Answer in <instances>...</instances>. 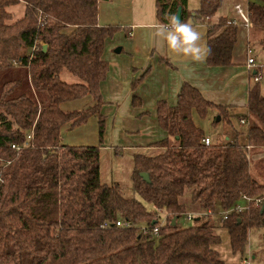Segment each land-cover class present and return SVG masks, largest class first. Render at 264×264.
I'll return each instance as SVG.
<instances>
[{"label":"trees","instance_id":"obj_1","mask_svg":"<svg viewBox=\"0 0 264 264\" xmlns=\"http://www.w3.org/2000/svg\"><path fill=\"white\" fill-rule=\"evenodd\" d=\"M100 1L107 0H0V73L25 69L0 85V264H225L214 247L221 242L218 227L243 259L249 228L262 229L264 244V212L254 203L264 198V180L252 174L250 157L264 147L262 78L248 88L246 129L233 127L232 138L222 142L206 145L192 113L205 117L216 109L230 123L228 108L205 99L195 86L183 82L174 104L157 101V124L167 136L152 145L159 152L133 153L128 195L119 183L101 181L99 145L62 142L65 127L91 117L99 142L105 131L100 83L108 62L102 54L120 27L98 24ZM221 3L198 0L189 10L188 0H154L155 17L168 23L180 7L181 22L198 21ZM17 4L23 11L13 19L8 9ZM247 9L250 24L263 31L264 49V6L251 2ZM236 31L226 18L209 27V66L231 63ZM62 71L78 81L63 80ZM83 98L92 104L62 108ZM186 190L188 202L182 200ZM242 196L251 199L248 208L229 212L221 224L211 217L177 224L186 212L219 215ZM163 212L158 236L141 235L139 228L155 225ZM117 220L131 226L117 227ZM242 259L239 264H247Z\"/></svg>","mask_w":264,"mask_h":264},{"label":"crops","instance_id":"obj_2","mask_svg":"<svg viewBox=\"0 0 264 264\" xmlns=\"http://www.w3.org/2000/svg\"><path fill=\"white\" fill-rule=\"evenodd\" d=\"M251 2L257 3L255 0H222L221 6L214 15L198 21H188L201 33L200 43L203 46L207 43L209 27L217 23L220 18H226L237 26L231 63L228 66H209L205 59L202 62H193L188 57L162 47L154 39V30L151 25L158 23L155 17L154 0L100 1L98 24L116 25L120 28L105 42L102 58L108 62V71L105 79L100 83L103 101L101 112L105 116L103 140L108 142L107 140L110 139L115 146L102 143L99 148L113 149L116 154H118L116 147L121 148L119 153L130 152L131 166L133 153L159 152L161 149L152 145L165 138L167 134L157 124L156 103L159 100H165L169 104H174L183 82L195 86L204 98L213 104L228 108V113L231 115L230 123L228 119L224 121L227 126L231 124L229 125L231 135L227 134L225 140L232 138V128H235L231 118L236 117L246 129L247 124L244 121L249 122L246 103L248 88L253 82L251 75L255 71H260L259 68L263 74L261 66L251 67L247 64L249 57L254 59L247 50L251 49V53L253 52L251 40L254 38L259 43L263 31L253 27L250 21L246 26L236 6L247 14L248 4ZM187 7L189 10H195L198 7V0H188ZM118 47L120 51L116 52L115 49ZM138 79L139 81L134 84ZM90 104H92L91 98H83L64 103L62 108L73 110ZM214 114H217L216 109ZM108 124H110L109 127H107ZM64 129L70 130L67 127ZM62 142L65 143L64 140ZM210 142L213 141L210 140ZM250 154L255 171L263 177L264 147ZM245 253H247V244ZM251 258L254 256L252 255ZM242 261L249 264L247 257Z\"/></svg>","mask_w":264,"mask_h":264},{"label":"rangeland","instance_id":"obj_3","mask_svg":"<svg viewBox=\"0 0 264 264\" xmlns=\"http://www.w3.org/2000/svg\"><path fill=\"white\" fill-rule=\"evenodd\" d=\"M254 1V0H252ZM255 2L264 5V0H255ZM13 16V19H16L20 17L22 11H23V5L22 4H17L14 6L9 7L8 9ZM251 48L253 52L250 54L251 56L254 57V65L256 66H261L263 68V71L261 74L262 79H261V86H264V50L261 48L259 45L258 41L256 39L251 40ZM261 71V68H259ZM25 69L18 68L15 70L14 68L9 69L6 72L0 73V85L3 81V79L7 78L10 75H13L14 73H24ZM261 73V72H260ZM61 78L67 82H77L78 79L67 73L66 71L61 72ZM80 103L82 101H79ZM81 109V108H80ZM215 109H209L206 113L205 117H199L194 111L192 113L193 120L195 123L201 127L203 130L205 136L209 137L211 141L214 142H222L225 140V136L228 134L231 135V127L222 119L217 121V123H213V119L215 117L213 112ZM212 113H211V112ZM240 115V113H238ZM217 117V116H216ZM215 117V119H216ZM233 125L235 128L239 130H244L245 125L240 124L237 121L236 117L231 118ZM244 123L247 124L246 121ZM85 125H82L81 127L78 128H72L70 130L63 129L62 130V141L64 140L65 143L68 145H101L102 143H107L108 145H113L115 144L112 142V140H107L108 142H105L102 138V141L99 142L98 138V124L97 120L94 117H91L90 119L87 120ZM110 124H108L107 127H109ZM110 129V128H108ZM65 132V133H64ZM141 133L142 130H140ZM226 134L224 135V133ZM134 138V137H133ZM100 147V146H99ZM100 150V171H101V179L104 182L108 183H119L123 185L126 189V194H131L129 187L131 184V153L128 151L127 152H122L119 153L121 150L120 147H116V150L118 151V154L114 153L113 149H104V148H99ZM121 152V151H120ZM264 172V171H262ZM258 180L263 181L264 176L262 177L259 172L254 170V173H252ZM264 175V173H263ZM189 193L190 190H186L184 192V195L182 197V200L184 202H188L189 199ZM160 218L163 219L165 217L164 212L159 213ZM212 219L215 220L216 224L218 223V220L214 217H211ZM194 220L192 221H187L184 218V215H181L177 219V224L180 226H189L193 224ZM216 232L219 234L221 238V242L214 246L216 250L220 254V258L225 262L224 259V253L225 249H228L231 251L230 244H229V239L228 235L226 233V230L224 228L218 227L216 228ZM232 255H237L238 253H233L231 251ZM246 256L244 255L243 259L246 257L249 260V264H264V244H263V231L262 229L258 228H249L248 229V237H247V253H245ZM239 255V254H238ZM254 256V258H251V256ZM239 262L241 261V257L239 256Z\"/></svg>","mask_w":264,"mask_h":264},{"label":"clouds","instance_id":"obj_4","mask_svg":"<svg viewBox=\"0 0 264 264\" xmlns=\"http://www.w3.org/2000/svg\"><path fill=\"white\" fill-rule=\"evenodd\" d=\"M153 37L162 47L173 53L188 57L193 62H202L209 49L203 46L201 33L194 28L190 22H181L175 16L171 17L168 23H154ZM225 264H239V255H232L231 251L225 249Z\"/></svg>","mask_w":264,"mask_h":264},{"label":"built area","instance_id":"obj_5","mask_svg":"<svg viewBox=\"0 0 264 264\" xmlns=\"http://www.w3.org/2000/svg\"><path fill=\"white\" fill-rule=\"evenodd\" d=\"M236 10H237L239 16L241 17V19L243 20L244 24L246 26L249 25L248 14L243 13L239 6H236ZM247 53L251 54V49H248ZM247 64L251 67H253V66L255 67L254 59L252 57H249L247 60ZM261 78H262V75H261L260 71H255L254 76L252 77V80L254 82H256V81H259ZM243 121L244 120H242V122ZM27 138L29 139L30 135H28ZM203 142L206 145H208L210 143V139L208 137H205L203 139ZM12 147H14V146H12ZM250 200H251L250 198L242 196L241 201L239 203H237L233 208L226 210V211H223L219 215L212 213L210 210L205 211V212H186L183 215L187 221H192L195 218L205 219L208 217H214L218 220V223L221 224L226 219L229 212H231V211L240 212V211L246 210L248 208V203L250 202ZM262 200L263 199L254 200L255 205L261 204ZM164 222H165V217L163 219H161L160 216L158 217V215H157V221L155 222V225H152V226L143 225L139 228V232L141 235H144V236L157 237L158 231H159L158 229H159L160 225H162ZM104 225L106 226V224H104ZM115 225L117 227H120V228H128L131 226L129 221H121V220H117L115 222Z\"/></svg>","mask_w":264,"mask_h":264},{"label":"water","instance_id":"obj_6","mask_svg":"<svg viewBox=\"0 0 264 264\" xmlns=\"http://www.w3.org/2000/svg\"><path fill=\"white\" fill-rule=\"evenodd\" d=\"M180 14H181V8L179 7L177 9V12H176V15L175 17L178 18L180 20ZM43 49H45V46H43ZM116 52H119L120 51V47L116 48L115 49ZM220 120V116H217L216 117V121H219ZM140 176L146 181L148 182L149 181V178H148V174L147 173H141ZM261 212H264V198L262 200V203H261ZM175 221H176V217H173L171 219V224L174 225L175 224ZM155 222V221H154Z\"/></svg>","mask_w":264,"mask_h":264}]
</instances>
